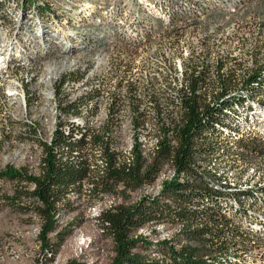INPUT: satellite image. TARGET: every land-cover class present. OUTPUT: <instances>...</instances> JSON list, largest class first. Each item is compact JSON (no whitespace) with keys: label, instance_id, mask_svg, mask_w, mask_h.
I'll use <instances>...</instances> for the list:
<instances>
[{"label":"trees","instance_id":"trees-1","mask_svg":"<svg viewBox=\"0 0 264 264\" xmlns=\"http://www.w3.org/2000/svg\"><path fill=\"white\" fill-rule=\"evenodd\" d=\"M11 1L17 6L14 13L22 10L34 16L33 0H0V6L11 5ZM193 1L198 4L209 0ZM165 3L168 6L163 5V12L171 11L172 22L183 19L185 8L194 9L192 0ZM37 11L49 18L45 7L38 5ZM5 14L0 11L3 18ZM185 81L187 90L180 116L170 115L168 123L160 121L163 133L153 152L144 154L136 140L131 163L123 150L117 149L118 138L108 134L112 128L105 124L99 133L91 131L90 141L87 134L75 138L60 128L51 142L40 139L45 150L40 174L11 164L0 168V209L21 207L40 217L39 239L47 261L54 259L58 247L73 232L71 225H61L60 213L68 211L69 195L81 193L85 181L92 184L95 195L122 194L125 199L98 214L100 226L114 242L115 255L108 264H242L264 242V236L253 227L254 220H258L255 209L264 208V185L242 188L233 185L227 174L214 173L211 178L207 174L213 173L203 171L200 163L222 151L243 158L260 154L257 143L252 146L239 135L255 110L248 97L264 94V65L244 77L241 93L223 83L216 95L210 94L209 80L197 67L186 69ZM66 109L69 111V107ZM232 141L239 146L228 143ZM95 147L104 152L105 167L91 168L90 162L96 159ZM167 166L175 169L176 176L164 181L160 193L140 192L137 198L127 201L132 192L156 181ZM2 181L19 183L14 195L2 191ZM22 198H27L29 204L20 203ZM148 224L178 227L170 239L154 243L138 232ZM154 251L156 255H152ZM66 264L89 263L73 258Z\"/></svg>","mask_w":264,"mask_h":264},{"label":"rangeland","instance_id":"rangeland-1","mask_svg":"<svg viewBox=\"0 0 264 264\" xmlns=\"http://www.w3.org/2000/svg\"><path fill=\"white\" fill-rule=\"evenodd\" d=\"M131 1L133 0H33L35 14L29 18L22 10H16L14 14L17 8L14 1L4 8L0 6V11L7 13L5 18L0 15V57H42L41 53L45 55L43 57H57L52 61L53 63L44 66L45 69L22 67L21 71L12 78L16 81L24 80L26 83L24 89L26 90L27 86L35 93L32 96L26 95L27 103L33 101L35 97L39 98L34 107L27 105V114L23 115L22 111L19 113L21 118L38 124V129L40 128L39 131L45 140L51 139L50 136L60 128L61 121H65V118L60 116L61 111L58 107L61 102L56 101L53 83L63 75L74 71H79V76L85 75L84 73L93 66H97L99 60L108 61L105 70L110 69L117 73L123 71L122 66L125 63L127 67H133L131 75L142 84V89H155L157 101H161L160 103L164 105L171 101L166 93L172 91L176 83L179 85L182 82L181 79L189 67H197V70L205 74L210 87L207 91L216 95L215 92H218L223 83L227 88L241 93L244 77L264 65V0H245L219 9L214 8L201 16L182 22L187 30L175 34L173 32L175 29H172L174 34L172 38L166 36L171 32H166L167 34L158 39L153 46L133 52L128 42L118 35L104 34V30L108 29L104 17L108 15L109 9L112 10L121 2ZM38 5L49 7L48 9L53 13L50 19L36 12ZM10 7L13 9L8 12ZM12 20L16 25L10 23ZM101 37H105L103 41L107 48L100 50L99 47L86 46L88 39L93 42V39L95 41L97 38L96 41H99ZM23 38L33 42L37 51L27 48ZM37 52L40 55L37 56ZM52 67L53 73L50 72ZM24 74L35 76L26 80ZM72 75L77 76V74ZM106 84L109 87L112 85L111 81ZM69 85L71 86L67 85L69 93L72 91L74 94L82 93L84 90L81 84ZM6 86L9 87L8 84L3 87ZM8 87H6L7 91H9ZM1 99L3 98L0 96ZM249 99L251 100L252 97ZM103 116L104 113L99 114L100 119ZM99 117L92 120L91 125H99L101 122ZM247 119L249 120L245 122L247 128L244 126L239 137L251 142L252 146L253 142L257 143L256 147L261 149L260 154L254 153L248 158H243L229 156L222 151L216 153L217 155L215 154L210 160L200 163L203 171L213 173V175L207 174L211 178L214 177V173L218 176L227 174L232 184L238 185L237 183L240 182L239 185L254 188L264 183V131H260L261 127L256 130L250 129L248 125L252 123L251 114ZM82 121L87 120L83 118ZM9 124L17 126L8 129L10 133H7L4 122L0 120V166L4 162V155L8 154V159H14L19 165L30 163L34 166L31 170L37 171L38 149L42 148L40 139L43 138L27 137L19 133L24 131V127L28 128L23 122ZM121 130L117 137V146L124 151L132 141L129 121L124 122ZM228 143L239 146L236 141ZM1 183L2 191L8 195H14L19 185L15 181ZM29 188L32 189L33 185ZM91 188L92 184L85 181L81 193L73 192L69 195L67 202L69 201L70 208L67 212L60 213L59 222L62 226L71 225L73 232L58 247L53 260L47 261L42 251L39 239L40 217L36 213L24 211L21 207L1 208L0 264H66L73 258L89 264L110 263L115 255L114 242L100 226L98 214L102 209L123 202L125 199L122 194L95 195L91 192ZM140 192H132V197L127 201L137 198ZM20 200L23 205L29 204L27 198ZM177 227L170 224H148L138 232L157 243L170 239ZM152 255H156V252H152ZM249 255L247 264H264L262 263L264 254L259 252V248Z\"/></svg>","mask_w":264,"mask_h":264},{"label":"bare ground","instance_id":"bare-ground-1","mask_svg":"<svg viewBox=\"0 0 264 264\" xmlns=\"http://www.w3.org/2000/svg\"><path fill=\"white\" fill-rule=\"evenodd\" d=\"M165 1L166 0H133L130 3L121 2V4L117 5L112 10L109 9L108 15H105V17H107H104V23L108 26V29L104 30V34L108 33L118 35L123 40L128 42V46L130 47L132 52L145 50L148 47L153 46V44L158 41V39H161V37L168 32L171 33H168L166 36H171L172 38V35H174L172 33V29H175L173 31L175 34L187 30V28L184 27L182 30H180V24L178 22H181L182 20L184 22L190 19H194L213 10L214 8L219 9L221 7L238 4L245 0H209L207 2H200L198 4H195L196 1L192 0V2L194 3L192 4V7L194 9L188 10L189 7H184L186 9V13H183V19H176L174 22L171 21V11H169V13L163 12V5L166 4L165 6H168ZM34 7L35 6H33L32 10L35 14ZM45 8L47 9L46 12L49 13L50 19V15H53V13L50 12V10L48 9L49 7ZM36 12H38L37 7ZM172 12H174V10H172ZM187 12H193V14L189 15L187 14ZM26 16L29 18L28 15ZM10 23L16 25L15 21L13 20L10 21ZM104 38L101 37L99 41H96L97 38L95 39V41L93 39V42L88 39L87 43L86 41L84 42L86 43L87 47H99L100 50H102L107 48V45H105V42L103 41L105 40ZM23 40L26 42L27 48L35 50V44L33 42H31L30 40H26V38H23ZM36 55L38 56L40 54L37 52ZM40 56L42 57H0V96L4 99L0 100V120L4 122L7 133H10L8 129L17 126L16 124L11 125L9 123L23 122L28 126V128L24 127V131H20L19 133L27 135V137L35 136L43 138V135L39 131L40 128L38 129V124L36 125V123H33V121H30L28 119L26 120L23 117L21 118L20 116L22 112L23 115L25 113L27 114V105L30 104L29 107L35 105L38 102L39 98L35 97L33 101H28L27 103L26 95L32 96L35 93L33 91H30L27 86L26 90L24 89V84H26L24 80H20V82L12 79L16 76L17 72L21 71L22 67H28V69H30L29 67H31L35 68L36 70H40L42 67L48 65L49 63L51 64V62L54 59L56 60L57 58L43 57L45 56L43 53H41ZM107 63L108 61L99 60L98 64H96L97 66H93L94 68L92 67V69L87 71V73H84L85 75L79 76V71H74V73L63 75L61 78H59L58 81H56V83H53V90L57 97L56 101L59 100L61 102L60 107H58L61 111L60 116L62 118H65V121H61L60 129L64 130V132L67 134H73L75 138H82L84 134H87V136L85 137L90 141L93 136V132L91 131L96 130V132L99 133L101 132V129L105 124H109L112 128L111 132H108V134L118 137L122 131L121 129L124 125V122L129 121L130 129L132 130V141L129 147L123 152L126 155V161L128 163H131V161L133 160L132 149L135 145L136 140L141 144V148L143 149L144 154H149L156 148H158L159 138L163 133L160 129V121L163 120L164 122L168 123L170 115H179L183 102L184 92L187 90V83L185 81V76H183V79H181L182 82H180L179 85L176 83L172 91H168L167 93L165 92L166 95L170 96L171 101L167 103V105H164V103H160L161 101H157V96H155L157 91L155 89H142V84L134 79V75H131V72L133 73V71H131L133 67H127L125 63L122 66L123 71L121 73H117L114 70H105ZM31 70H29V72H31ZM50 72H54L53 67L52 69H50ZM27 74H24V76L27 77L26 80L28 79V77L30 78L35 76L34 74H32V76ZM72 74H77V76ZM108 81H111V87L106 84V82ZM7 84L9 85V87H6L9 88V91H7L8 89H6V87H3ZM69 84H73V86H75L76 84H81L84 90L82 93L74 94L73 91L72 93H69L67 92V87L70 86ZM158 87H156V89ZM254 95L248 97H252V99L249 100L250 103L254 105L253 107H255L253 114H251V116L253 115L252 123H250L248 126L253 130L261 127L260 131H264V94L257 96ZM10 97H14V99L10 100ZM256 98L258 99L256 100ZM66 107H69V111L67 110L68 108L66 109ZM158 107H160L159 110ZM165 109L168 111V113ZM77 110L79 111L78 113L76 112ZM100 113H104L102 119H100L99 117ZM97 117H99V119L101 120L100 124H96L97 126L91 125L92 120ZM83 118H86L87 121H82ZM246 126L247 125H245V127ZM245 127H242V129ZM33 129H35V131H33ZM50 137L53 138V136ZM52 138L46 140L51 142ZM93 150L96 154V159L90 162L91 168L97 166L105 167L107 162L103 156L104 152L102 151V149L100 147H95ZM44 155L45 150L42 146L41 149H38L36 164V169H38L37 171L31 170L32 168H34V166L30 163L19 165L15 163L14 159H8V154L4 155V162L0 166V168H4L6 165L11 164L17 168L25 167L31 173L40 174L43 166V158L45 157ZM175 176V169L167 166L166 169L162 171L157 180L151 184L143 186L141 192L144 194L156 195L160 193L164 181L167 179H172ZM262 185H264V183ZM243 187L247 188V186H242V188ZM255 211L258 220L256 222L254 220L253 227L261 234V236H264V208L255 209ZM258 248L259 252L264 254V249H261L264 248V242ZM244 263L247 264V260ZM262 263H264V256Z\"/></svg>","mask_w":264,"mask_h":264},{"label":"built area","instance_id":"built-area-1","mask_svg":"<svg viewBox=\"0 0 264 264\" xmlns=\"http://www.w3.org/2000/svg\"><path fill=\"white\" fill-rule=\"evenodd\" d=\"M182 22H183V20H182L181 22H178V23L180 24V30H182V29H183Z\"/></svg>","mask_w":264,"mask_h":264}]
</instances>
